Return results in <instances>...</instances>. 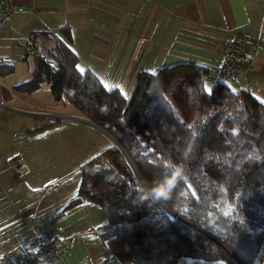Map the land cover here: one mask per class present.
I'll list each match as a JSON object with an SVG mask.
<instances>
[{
  "label": "trees",
  "instance_id": "1",
  "mask_svg": "<svg viewBox=\"0 0 264 264\" xmlns=\"http://www.w3.org/2000/svg\"><path fill=\"white\" fill-rule=\"evenodd\" d=\"M36 35L26 48L31 75L15 90L47 84L53 100L115 141L80 165L69 204H99L100 236H114L133 264H175L181 255L254 264L264 236V103L232 85L235 77H215L209 94L208 67L196 61L139 71L125 97L80 72L56 35Z\"/></svg>",
  "mask_w": 264,
  "mask_h": 264
},
{
  "label": "crops",
  "instance_id": "2",
  "mask_svg": "<svg viewBox=\"0 0 264 264\" xmlns=\"http://www.w3.org/2000/svg\"><path fill=\"white\" fill-rule=\"evenodd\" d=\"M12 2L19 10L0 18V69L7 66L0 70V264L20 263L41 235L67 242L59 264H133L114 236H100L107 219L99 204L85 198L69 204L80 165L114 139L70 103L53 100L45 83L32 93L15 90L34 66L27 45L33 34L56 35L79 68L128 97L139 71L181 61L205 64L210 88L226 40L242 35L241 69L230 83L264 103V0ZM256 250L253 263L264 264V236ZM175 264L233 263L181 255Z\"/></svg>",
  "mask_w": 264,
  "mask_h": 264
},
{
  "label": "built area",
  "instance_id": "3",
  "mask_svg": "<svg viewBox=\"0 0 264 264\" xmlns=\"http://www.w3.org/2000/svg\"><path fill=\"white\" fill-rule=\"evenodd\" d=\"M19 10V6L12 0H0V18L10 16L14 11ZM223 60L219 65L216 78L227 80L237 76L241 69L242 46L245 38L237 35L226 40ZM14 165H20L19 158L11 160ZM67 242L52 239L47 235L38 238V244L34 249L24 252L21 262L18 264H59L63 262V257L67 249ZM7 264H14L7 260Z\"/></svg>",
  "mask_w": 264,
  "mask_h": 264
},
{
  "label": "snow or ice",
  "instance_id": "4",
  "mask_svg": "<svg viewBox=\"0 0 264 264\" xmlns=\"http://www.w3.org/2000/svg\"><path fill=\"white\" fill-rule=\"evenodd\" d=\"M77 67H78V69H79L80 72H84V69L83 68H79V66H77ZM204 87H205V90L207 92H209V94H210L211 89L209 88V86L205 85ZM228 214H229V212H225V215H228Z\"/></svg>",
  "mask_w": 264,
  "mask_h": 264
},
{
  "label": "water",
  "instance_id": "5",
  "mask_svg": "<svg viewBox=\"0 0 264 264\" xmlns=\"http://www.w3.org/2000/svg\"><path fill=\"white\" fill-rule=\"evenodd\" d=\"M235 260L237 261L238 264H241V262L234 256Z\"/></svg>",
  "mask_w": 264,
  "mask_h": 264
},
{
  "label": "rangeland",
  "instance_id": "6",
  "mask_svg": "<svg viewBox=\"0 0 264 264\" xmlns=\"http://www.w3.org/2000/svg\"><path fill=\"white\" fill-rule=\"evenodd\" d=\"M115 142V141H114Z\"/></svg>",
  "mask_w": 264,
  "mask_h": 264
}]
</instances>
